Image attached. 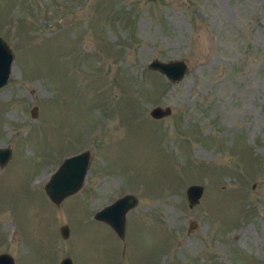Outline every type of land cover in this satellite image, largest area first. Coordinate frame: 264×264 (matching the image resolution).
Here are the masks:
<instances>
[{
	"label": "rangeland",
	"instance_id": "rangeland-1",
	"mask_svg": "<svg viewBox=\"0 0 264 264\" xmlns=\"http://www.w3.org/2000/svg\"><path fill=\"white\" fill-rule=\"evenodd\" d=\"M0 36L13 53L0 252L14 264H264V0H0ZM153 58L187 71L171 82ZM153 105L170 113L152 118ZM84 149L81 186L55 205L44 181ZM189 184L201 185L192 206ZM124 193L137 201L122 241L93 212Z\"/></svg>",
	"mask_w": 264,
	"mask_h": 264
},
{
	"label": "water",
	"instance_id": "water-1",
	"mask_svg": "<svg viewBox=\"0 0 264 264\" xmlns=\"http://www.w3.org/2000/svg\"><path fill=\"white\" fill-rule=\"evenodd\" d=\"M12 57L13 53L11 49L0 36V86L7 80ZM146 67L158 71L171 82L179 81L187 71V66L183 59L159 60L158 58H153L146 63ZM169 113L170 107L168 105H153L148 110V115L155 119L164 117ZM35 114L36 106H32L30 115L34 116ZM8 158L9 149L0 148V166ZM88 162L89 152L86 149L64 156L59 161L43 183L44 193L52 203L58 205L62 198L79 189L87 171ZM184 191L187 205L192 206L198 201L201 194V185L189 184L185 187ZM136 201L135 195L124 193L96 209L93 218L104 221L114 230L119 238L123 239L125 213L136 204ZM191 226H193V221L189 223V227ZM58 231L59 235L65 238L68 235V226L62 224L59 226ZM0 264H14L13 258L6 252H0ZM59 264H70L69 257H62Z\"/></svg>",
	"mask_w": 264,
	"mask_h": 264
},
{
	"label": "flooded vegetation",
	"instance_id": "flooded-vegetation-1",
	"mask_svg": "<svg viewBox=\"0 0 264 264\" xmlns=\"http://www.w3.org/2000/svg\"><path fill=\"white\" fill-rule=\"evenodd\" d=\"M98 209V208H97ZM95 212V211H94ZM94 212H93V214H94ZM96 220H98V219H96ZM100 221H102V220H100ZM103 223H105L104 221H102ZM106 224V223H105ZM108 225V224H107ZM109 226V225H108ZM111 228V227H110ZM114 231V230H113ZM115 233V232H114ZM116 234V233H115ZM117 235V234H116ZM123 235H124V232H123ZM121 239V238H120ZM122 241H123V239H121ZM69 257V256H68ZM69 259H70V257H69ZM60 261V260H59ZM58 264H59V262H58ZM70 264H71V260H70Z\"/></svg>",
	"mask_w": 264,
	"mask_h": 264
}]
</instances>
